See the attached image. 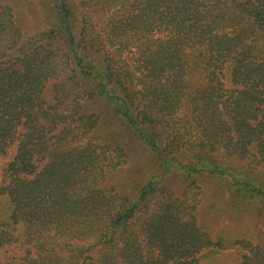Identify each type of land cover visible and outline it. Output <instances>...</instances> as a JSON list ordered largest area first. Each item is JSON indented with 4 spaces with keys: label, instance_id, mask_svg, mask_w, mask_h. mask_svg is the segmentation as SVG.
Instances as JSON below:
<instances>
[{
    "label": "trees",
    "instance_id": "trees-1",
    "mask_svg": "<svg viewBox=\"0 0 264 264\" xmlns=\"http://www.w3.org/2000/svg\"><path fill=\"white\" fill-rule=\"evenodd\" d=\"M47 2L32 34L0 3V264H264L190 192L264 204V0Z\"/></svg>",
    "mask_w": 264,
    "mask_h": 264
},
{
    "label": "rangeland",
    "instance_id": "rangeland-1",
    "mask_svg": "<svg viewBox=\"0 0 264 264\" xmlns=\"http://www.w3.org/2000/svg\"><path fill=\"white\" fill-rule=\"evenodd\" d=\"M76 2L77 0H75V4ZM0 3L10 4L13 7L17 21L29 34L47 26L49 19L52 18L50 4L47 0H0ZM226 82H229V80L226 79ZM117 131L119 132V130ZM166 135L167 133L164 136ZM176 142L180 141L176 140ZM129 150L132 152L134 162H132L133 164H125L123 174L118 177H123L125 180L134 177L136 181L150 177L149 175L153 174L152 169L155 171L156 168L145 157V153L147 154L145 146L133 144ZM237 172L241 174L240 178H245V174L240 169ZM248 172L256 177L254 182L264 184V164H261L256 172H250L249 170ZM228 174L229 180H233L232 175ZM196 176L200 187L196 186L189 189H191V193H196L200 199L202 210L204 211L207 208L211 211V216L203 213L206 217L204 221L206 225L217 230V233H224L225 236L248 232L252 234L254 240L264 243V204L260 202L259 198L251 202L245 201L241 206H237V202L231 197L229 184L217 173L210 174L208 172ZM182 178L180 170L174 169L167 177L166 183L173 187H179ZM233 191L236 195L238 189L234 188Z\"/></svg>",
    "mask_w": 264,
    "mask_h": 264
}]
</instances>
